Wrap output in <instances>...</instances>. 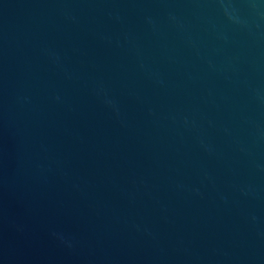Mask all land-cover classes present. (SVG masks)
<instances>
[{
	"label": "water",
	"instance_id": "water-1",
	"mask_svg": "<svg viewBox=\"0 0 264 264\" xmlns=\"http://www.w3.org/2000/svg\"><path fill=\"white\" fill-rule=\"evenodd\" d=\"M0 264H264V0H0Z\"/></svg>",
	"mask_w": 264,
	"mask_h": 264
}]
</instances>
